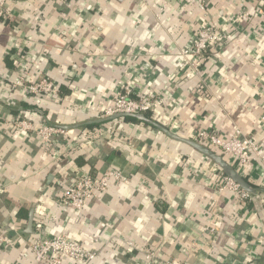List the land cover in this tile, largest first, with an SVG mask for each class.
Listing matches in <instances>:
<instances>
[{
  "label": "crops",
  "instance_id": "1",
  "mask_svg": "<svg viewBox=\"0 0 264 264\" xmlns=\"http://www.w3.org/2000/svg\"><path fill=\"white\" fill-rule=\"evenodd\" d=\"M4 1L0 264H32L37 223L46 234H64L99 251L85 264H264L262 163L242 168L220 155L253 190L250 200L240 201L231 191L219 192V172L212 169L226 173L213 159L142 121L118 118L100 126L109 131L96 141L100 158L95 147L82 155L65 146L48 158L11 120L78 130L77 120L99 118L97 111L128 87L135 97H159L161 108L148 118L183 139L202 145L186 132L203 128L226 136L236 123L264 147V0H206L203 10L198 0ZM243 11L251 13L248 21L239 20ZM209 23L219 40L209 45L195 74L179 51L190 48L197 30ZM27 71L29 80L41 74L52 79L59 101L25 98L9 86ZM120 137L136 150L130 152ZM107 167L120 171L123 181H112L82 211L62 203L73 171ZM216 213L220 230L208 241L202 228ZM150 250L154 258L146 260L143 252Z\"/></svg>",
  "mask_w": 264,
  "mask_h": 264
},
{
  "label": "built area",
  "instance_id": "2",
  "mask_svg": "<svg viewBox=\"0 0 264 264\" xmlns=\"http://www.w3.org/2000/svg\"><path fill=\"white\" fill-rule=\"evenodd\" d=\"M51 1L60 3L65 0ZM205 1L198 0L197 6L199 9L203 10L205 8ZM259 14L264 19V10H260ZM7 15L8 10L5 7V1L0 0V17ZM250 16V12L243 11L239 15V20L242 22L248 21ZM218 40V29L215 24L209 23L197 30L193 45L190 48L181 49L179 54L193 73L198 74L197 66L205 60V52L209 45L218 42ZM28 73V71L20 73L9 82V86L18 90L25 98L30 97L35 100L42 98L53 103L59 101V89L52 79L41 74L36 79L29 80ZM201 88L206 89L204 83H201ZM207 91L211 94L209 89ZM134 94L135 92L128 87L121 88L114 97L112 104L101 108L102 117L117 113L145 114L162 106V101L159 97H135ZM97 113L99 114V110ZM260 119L264 123V115ZM11 120L13 127L20 135L28 137L33 142L40 143V146L45 149V155L48 158H55L59 153L58 150L63 146L67 150L80 151L82 155L88 147H95L96 152L94 154L97 158H100L101 151H99L96 141L103 134H109V131L106 132L102 128L75 130L73 128H65L58 125V123H33L21 117H14ZM185 135L198 141L218 155L235 158L242 168L253 162H259L264 165V147L256 141L253 135H246L236 123L232 124L226 136H221L213 130L203 128L191 129ZM119 140L125 141V146L130 152L136 150L134 144L121 137ZM78 169L80 171H73L70 178L65 180L67 182L66 184L64 182L65 185L60 197L62 203L71 207L75 212L82 211L91 200L98 198L108 189L112 181L117 183L123 181V174L111 167L99 170ZM212 170L219 172V192L231 191L235 194L236 199L240 201L251 199V192L243 189L233 179L219 170L218 167H213ZM41 225V223L36 224L37 235L29 246L32 264H64L65 259H69L72 264H85L97 259L99 251L87 249L64 234H46L45 231L41 230ZM219 230L220 215L216 213L202 228V237L210 240ZM18 240L20 241L21 239ZM126 244L131 247L128 242ZM143 254L146 260L154 258V253L151 250L144 251ZM163 264L174 263L165 261Z\"/></svg>",
  "mask_w": 264,
  "mask_h": 264
},
{
  "label": "water",
  "instance_id": "3",
  "mask_svg": "<svg viewBox=\"0 0 264 264\" xmlns=\"http://www.w3.org/2000/svg\"><path fill=\"white\" fill-rule=\"evenodd\" d=\"M127 116L136 118L137 120L142 121V122L149 124L151 126L158 127L159 129L168 133L171 137L187 142L188 144H190L191 146L196 148L198 151L204 153L206 156L213 159L221 167V169L226 173L227 176H229L236 183H238L243 189L252 193L253 190L250 189V187L243 180V178L235 170H233L231 167H229L220 155H217L216 153H214L209 148L202 146L196 142H193L191 140H186V139H183V138H181L175 134H172L170 131L166 130L164 127L160 126L158 123H156L153 120H151L150 118H148L145 114H141V113H117V114H114V115H111L108 117H101V118L89 120V121L85 122L84 124H100V123L112 121V120L127 117ZM63 127L69 128L66 126H63ZM29 227H30V221L28 223L27 230H29Z\"/></svg>",
  "mask_w": 264,
  "mask_h": 264
},
{
  "label": "trees",
  "instance_id": "4",
  "mask_svg": "<svg viewBox=\"0 0 264 264\" xmlns=\"http://www.w3.org/2000/svg\"><path fill=\"white\" fill-rule=\"evenodd\" d=\"M145 115L147 116V117H151V112H146L145 113ZM124 122H127V123H132V124H138V123H140V121L139 120H137L136 118H133V117H129V116H127V117H123V118H121ZM109 122H111V121H109ZM101 124L102 123H100V124H84L83 126H84V128H100V126H101ZM226 175V174H225Z\"/></svg>",
  "mask_w": 264,
  "mask_h": 264
},
{
  "label": "rangeland",
  "instance_id": "5",
  "mask_svg": "<svg viewBox=\"0 0 264 264\" xmlns=\"http://www.w3.org/2000/svg\"><path fill=\"white\" fill-rule=\"evenodd\" d=\"M197 7H198V6H197ZM100 110H101V108L99 109V114H98L99 118L102 117V115H103V113L100 112ZM151 112H153V111H151ZM88 118H90V117H88ZM86 120H87V119L84 118V119H79V120L76 121L77 123H79V124H78V128H77L78 130H79V129H84L83 123H84ZM104 124H107V122H106V123H102V124H101V127H104V126H103ZM111 125H112L111 127H112V128L114 129V131H115V130H116V125L114 124V122H113Z\"/></svg>",
  "mask_w": 264,
  "mask_h": 264
}]
</instances>
